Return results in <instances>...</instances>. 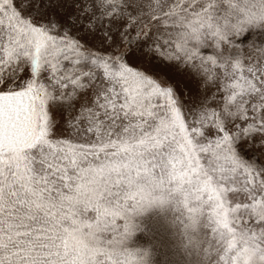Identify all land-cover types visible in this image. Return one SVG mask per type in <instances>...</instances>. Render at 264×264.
Segmentation results:
<instances>
[{
	"label": "snow or ice",
	"instance_id": "6c2138e0",
	"mask_svg": "<svg viewBox=\"0 0 264 264\" xmlns=\"http://www.w3.org/2000/svg\"><path fill=\"white\" fill-rule=\"evenodd\" d=\"M137 7L0 0V264H142L125 247L132 217L165 181L191 215L206 202L221 230L264 215V149L244 152L264 134V45L240 43L264 29V12L155 0L147 15L160 21L156 31L137 26L132 36L145 15H134ZM153 51L190 66L220 95L181 100L131 66ZM88 90L91 106L76 118L87 125L76 129L81 142L54 138L63 130L56 113L71 112ZM230 193L247 202L233 203Z\"/></svg>",
	"mask_w": 264,
	"mask_h": 264
},
{
	"label": "rangeland",
	"instance_id": "374dc122",
	"mask_svg": "<svg viewBox=\"0 0 264 264\" xmlns=\"http://www.w3.org/2000/svg\"><path fill=\"white\" fill-rule=\"evenodd\" d=\"M80 2L83 3L84 0H80ZM174 2L175 0H167V3ZM132 3L138 5L134 15L141 11L145 15L140 16V19L135 21L134 26L128 29V31L132 36H135L137 26L143 28L144 25H147L145 30L149 31V35H152L156 31V27L160 24V21L154 20L151 16L147 15L149 12L147 5H154L155 0H132ZM69 11L72 12V15H77L72 9H69ZM87 16L88 14L85 13L80 17L83 21L82 27L89 23L86 18ZM124 27L126 28L127 24ZM240 43L245 46L249 43L264 45V29H250L240 39ZM201 51L205 55L213 54L209 48L201 49ZM248 54L251 55L252 53ZM131 66L139 67L140 70L145 71L157 80L162 87H172L174 95L181 100L191 94L197 93L204 96H211L213 93H216L218 96L220 95L217 92V85H214L212 82H207L205 86L204 78L196 75L190 66L183 65L181 61L168 60L154 51L151 53L150 59H142L140 62L134 63ZM73 103L74 109L71 112L66 108H61L56 113L58 122L63 124V130L60 135H54V138L75 139L77 142H81L80 133L76 132V129L77 127L84 129L87 125L85 120H81L77 124L76 118L80 116L81 107L91 106V90L80 93L79 98ZM262 136L264 134L255 133L251 140L247 141L250 147L244 149L246 158H251L252 155H257L258 157L259 151L264 149V139L261 138ZM84 137L85 139L95 138L93 133L86 132L84 133ZM229 198L232 199L233 203L247 202L241 193H230ZM169 215L170 213L167 209L160 207L147 208L142 213L134 215L132 217L134 231L130 239L126 242L125 247L136 252L137 256L141 258L142 264H198V257L194 253L186 254L177 247L175 228L169 219Z\"/></svg>",
	"mask_w": 264,
	"mask_h": 264
},
{
	"label": "clouds",
	"instance_id": "9594fccd",
	"mask_svg": "<svg viewBox=\"0 0 264 264\" xmlns=\"http://www.w3.org/2000/svg\"><path fill=\"white\" fill-rule=\"evenodd\" d=\"M220 2L234 15L253 9L264 12V0ZM205 205L206 202L196 203L198 211L191 215L182 194L170 189L165 181L154 191L153 203L147 208L168 210L177 247L186 254L194 253L198 264H264V215L259 216V222L254 215L251 221L236 225L235 232H227L215 225ZM233 240L235 247L231 246Z\"/></svg>",
	"mask_w": 264,
	"mask_h": 264
}]
</instances>
